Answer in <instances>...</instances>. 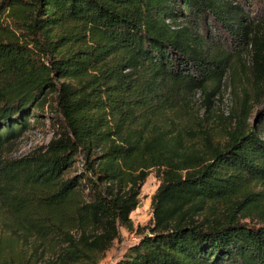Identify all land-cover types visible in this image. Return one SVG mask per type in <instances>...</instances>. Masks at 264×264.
<instances>
[{"label": "trees", "instance_id": "obj_1", "mask_svg": "<svg viewBox=\"0 0 264 264\" xmlns=\"http://www.w3.org/2000/svg\"><path fill=\"white\" fill-rule=\"evenodd\" d=\"M245 1L0 0V200L15 230L61 243L50 264H99L151 168L153 225L115 264H264V106L249 113L251 94L264 103V0L255 16ZM235 56L251 84L220 142L177 102L202 91L211 106L207 83ZM46 115L49 143L6 157Z\"/></svg>", "mask_w": 264, "mask_h": 264}, {"label": "rangeland", "instance_id": "obj_2", "mask_svg": "<svg viewBox=\"0 0 264 264\" xmlns=\"http://www.w3.org/2000/svg\"><path fill=\"white\" fill-rule=\"evenodd\" d=\"M242 0H236L237 3ZM244 1V0H243ZM254 0L245 1L246 10L251 15H256V6L252 4ZM212 36L215 43L226 46L229 52H237L242 46L236 48L234 45L225 43V39L219 36V32H213ZM235 74L227 73L223 80L218 84L215 81L207 83V91L212 92V105L208 107L206 94L200 91L195 97L189 100H178L180 110L179 122L187 123L193 128H199V124L205 127L212 134H215L216 141H225L224 129H232L234 124L230 117L233 112H240V98L245 88L248 90L251 84L249 69L243 66V58L235 56ZM247 60V59H244ZM244 67V68H243ZM262 100L256 99V95L251 94V110L249 111L251 121L256 118V112L263 108ZM253 108V110H252ZM33 121V120H32ZM169 121V120H168ZM57 118H41V123L31 122L32 126L23 134L21 138L8 145L4 155L9 158L22 157L34 150L46 146L54 136L58 128ZM224 133V134H223ZM217 143V142H216ZM149 175L141 188L140 204L131 213L133 227L131 231L121 228V234L115 240L111 248L105 253L99 264H115L120 259L128 247L138 241L140 235L150 230L153 225L152 196L161 183L157 168L148 170ZM264 217V216H263ZM258 215L253 218L243 219L250 224H256ZM73 235L78 238L79 234ZM63 250L61 243H51L43 241L33 235L25 236L18 232L11 225L10 219L5 214V206L0 200V262L16 264H50Z\"/></svg>", "mask_w": 264, "mask_h": 264}]
</instances>
